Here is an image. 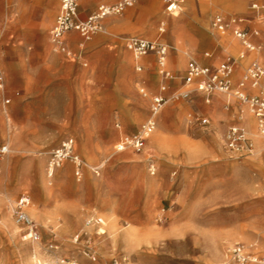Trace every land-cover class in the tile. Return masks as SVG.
I'll use <instances>...</instances> for the list:
<instances>
[{"label":"rangeland","instance_id":"374dc122","mask_svg":"<svg viewBox=\"0 0 264 264\" xmlns=\"http://www.w3.org/2000/svg\"><path fill=\"white\" fill-rule=\"evenodd\" d=\"M36 1L6 0L0 9V68L22 80L8 91L0 73V141L10 148L0 160V264H238L229 252L236 243L264 256V162L252 161L253 154L236 157L225 148L235 122L221 115L229 107L218 93L211 101L214 110L195 93L191 100L173 98L191 88L183 85L182 69H176L179 58L184 63L200 59L208 50L219 63L243 50L232 35L236 49L221 50L217 41L226 38L216 39L211 16L220 12L253 23L249 5L264 0H182L177 14H168L163 0H136L122 13L104 17L82 49L73 32L66 51L44 48L41 38L45 33L51 43L56 11L38 30L32 16ZM114 1L78 0V16L85 19L99 3ZM256 19L258 55L249 56L264 65V12ZM111 21L119 24L109 27ZM160 22L166 24L161 34ZM35 32L39 39L32 46ZM133 35H160L175 86L168 87L169 100L160 112L168 123L158 124L142 151L123 153L114 148L119 126L135 133L147 116L148 97L161 84L154 69L135 71L125 48ZM140 80L147 97L138 92ZM230 104L236 112L245 109L232 97ZM193 113L207 116L209 123L201 124ZM244 132L255 152V136ZM68 138L84 165L81 176L66 159L48 178L49 157ZM21 195L30 198L28 213L39 241L27 239L15 222L11 209ZM90 216L104 223L85 225ZM126 231L132 238L128 245L122 240ZM88 250L95 260L84 254Z\"/></svg>","mask_w":264,"mask_h":264},{"label":"built area","instance_id":"2783aa9c","mask_svg":"<svg viewBox=\"0 0 264 264\" xmlns=\"http://www.w3.org/2000/svg\"><path fill=\"white\" fill-rule=\"evenodd\" d=\"M136 0H118L110 4L98 5L95 12L81 19L78 16V0H60L59 10L55 22L50 30V40L61 51H66L63 36L69 31H76L85 40L101 29L100 21L110 15L122 13L127 7L133 6ZM165 10L168 14H176L181 10L182 0H163ZM249 8L255 14V19L259 13L264 12V2H252ZM246 17L238 15H225L215 13L210 20L211 29L221 35L231 34L238 40L243 50L238 58H243L248 53H255L258 49L257 42L254 39L259 35L257 29H249ZM159 33L164 31V25L158 28ZM125 48L138 61L147 54H153L156 59V67L161 77V84L155 94L152 95L149 114L146 120L140 125L139 129L132 134H124L119 137L114 145L116 151H125L131 149L135 152L142 151L150 135L157 127L158 116L163 106L168 102L169 97L166 93L168 89L167 81L174 78L173 73L167 67L168 46L158 39H146L137 36H130L125 40ZM205 58L212 57L210 52H204ZM238 58L227 56L225 59L215 64H208L189 57L185 66L184 73L181 76L183 85L191 88L182 91L173 98L182 97L190 99L192 94L203 96L205 103H209L215 93H221L228 98L232 97L236 101L245 104L255 119L256 127L261 135H264V65L256 58L252 57L243 69L239 79L234 84L233 75L238 65ZM136 70L141 71V64L136 65ZM140 93L146 95L144 88H140ZM192 118L201 124H208L207 116H196ZM225 148L234 156L241 157L252 153L253 144L246 136L244 130L238 125H231L226 133ZM9 145L0 141V160L9 153ZM69 159L74 164V173L77 177L81 176L84 165L81 158L73 151V139L68 138L55 148L47 162L46 173L48 178H52L56 168L63 160ZM151 173H154V164L150 163ZM1 172V166H0ZM95 172H97L95 170ZM30 198L27 195L18 197L12 205V213L15 222L23 230L24 236L30 241H39L40 234L33 219L28 213ZM103 219L100 216H90L85 220V225H102ZM85 234L84 232H82ZM81 234V233H80ZM79 239V234L74 236V242ZM230 257L238 264L258 263L264 264V256L257 257L249 252L245 245L236 243L229 250ZM91 260H95V254L91 251H85ZM114 264H119L115 261Z\"/></svg>","mask_w":264,"mask_h":264},{"label":"crops","instance_id":"0c3cea01","mask_svg":"<svg viewBox=\"0 0 264 264\" xmlns=\"http://www.w3.org/2000/svg\"><path fill=\"white\" fill-rule=\"evenodd\" d=\"M116 1H118V0H116ZM116 1H114V2H116ZM5 2H6V0H0V9H2L3 7H4V5H5ZM37 3H33L32 4V16L34 17V18H36V23L38 24V30H42V27H43V25H42V23H44V25L45 24H48L49 22H50V19H51V17H50V14H52V13H54L55 11H56V14H55V18H56V15H57V13H58V10H59V4H60V0H59V4H58V7H57V3H56V1L55 0H37L36 1ZM114 2H101V3H99L98 5H100V4H110V3H114ZM98 5L96 6V9H97V7H98ZM78 9H79V6H78ZM95 9V10H96ZM79 11V10H78ZM93 12H95V11H93ZM92 12V13H93ZM92 13H90V14H92ZM89 14V15H90ZM177 14V13H176ZM215 14V13H214ZM213 14V15H214ZM229 14V13H228ZM88 15V16H89ZM212 15V16H213ZM212 16H211V18H212ZM250 17H252V18H254L255 17V14L254 13H252L251 15H250ZM44 20V21H43ZM211 20V19H210ZM258 21L259 20H257V19H255V22H253V23H251V20H249V22L247 23V27L249 28V29H257L258 30V27H257V24H258ZM54 22H55V20H54ZM112 22H117V24H119V22L118 21H111L109 24H108V26L110 27V25H111V23ZM160 25H164V30H165V26H166V24L165 23H162V22H160ZM46 26V25H45ZM44 26V27H45ZM160 27V26H159ZM158 27V28H159ZM45 30V29H44ZM159 31V30H158ZM259 31V30H258ZM73 32H76V31H69V32H67V33H65L64 34V37H63V41H64V44H65V47L66 48H69V47H71V45H72V43H73V41H74V36H73ZM164 32V31H163ZM162 33V32H161ZM161 33H159V34H161ZM79 34V33H78ZM38 35H39V33H37V32H35V33H32V35H31V41H32V46H36V41L39 39L38 38ZM67 35L69 36V37H67ZM225 35V37H226V40L223 42V43H220V42H218L217 41V44L218 45H220V47H221V50L223 51V52H232V51H234L235 49H236V44H235V41H234V39L230 36L231 34H224ZM79 36H80V34H79ZM133 36H137V35H133ZM160 36V35H159ZM159 36L157 37V38H148V37H143V36H137V37H142V38H146V39H158V40H160V38H159ZM39 37H42V36H39ZM69 38V39H68ZM41 39H43V41H42V43H43V46H44V48L45 49H50V47H53V44L52 43H50L49 41H48V38H47V35L44 33L43 34V37L41 38ZM88 40H85L83 37H81L80 36V39L79 40H77L76 41V45H77V47L79 48V49H82L84 46H85V44H86V42H87ZM161 41V40H160ZM236 41H237V43H238V45H240V43L238 42V40L236 39ZM254 41L256 42V38L254 39ZM163 42V41H162ZM165 43V42H164ZM241 46V45H240ZM242 47V46H241ZM243 48V47H242ZM208 51V50H207ZM207 51H204V52H207ZM242 51V50H241ZM240 51V52H241ZM204 52H203V54H204ZM208 52H210L211 54H212V57H213V53L211 52V51H208ZM239 52V53H240ZM239 53H238V55H237V57L236 58H238L239 57ZM203 54H202V57L200 58V59H197L198 61H201V62H203V63H208V64H217V63H214L213 62V59H212V57H210V58H205L204 56H203ZM251 53H248L246 56H244L243 58H244V62H243V64H240V61L243 59H238V65H237V67H236V69L235 70H240V73H239V76H238V78L237 79H234V77H233V81H234V84L237 82V80L239 79V77H240V75H241V73H242V71H243V69L245 68V66L247 65V63L249 62V60L252 58V57H250L249 55H250ZM123 56V60H125V58H124V54L122 55ZM131 56H132V54H131ZM168 57H169V51H168ZM132 60H133V63H134V69H135V71H137L136 70V65L139 63V64H141V66H142V70L141 71H137V72H148V71H151V70H155V74H156V76L158 77V78H160V80H161V77H160V75H159V72H158V70H157V67H156V59H155V56L153 55V54H147V55H145V56H143L141 59H139L138 61H136L135 59H134V57L132 56ZM187 61H188V59L186 60V62L184 63V65H183V68H182V74L184 73V70H185V66H186V63H187ZM84 64V66L87 64V62H84L83 63ZM177 65V64H176ZM167 67H168V69L169 70H171V72L173 73V70L169 67V63H168V59H167ZM176 69H178L177 68V66H176ZM0 73L1 74H3V75H5L4 77H5V79L8 81V84L10 85V88L8 87V91H13V90H16V89H18L21 85H22V80H21V78H19L17 75H16V73L14 72V71H11V72H8V71H6V70H2L1 68H0ZM0 74V75H1ZM2 78H3V76H2ZM140 87L138 88V92L140 93V88L142 87V88H144V91L146 92V95H142L141 93V96H143V97H147L148 95H147V90H146V87H145V85H144V81H142V80H140ZM167 85H168V87H170V85H172V86H175V82L174 81H172V80H169V81H167ZM159 88V87H158ZM158 88L155 90V92L154 93H152L148 98H149V102H148V107H147V109H148V113H147V116H146V118L148 117V114H149V106H150V101H151V97H152V95L153 94H155L156 92H157V90H158ZM168 90V89H167ZM198 95V94H197ZM200 98H201V100L202 101H204V98H203V96H201V95H198ZM218 96H220L224 101H223V105L224 104H226L229 108V110L227 109V111H220V113H221V115L222 116H224L225 118H229L231 121H233V123H234V125H238L239 127H241L243 130L244 129H253V127L254 126H256V122H255V119H254V117L252 116V114L250 113V111L249 110H247L244 106V108L245 109H243V110H245L246 112H248L249 114H250V119H249V117H245V120H243V122L241 123L242 125H243V127H242V125L240 124V121H235V117H230V115L232 114V113H237V114H239V113H242L243 111H240V112H236V111H234L233 110V105L232 104H230V101H227L226 99H225V96L224 95H222V94H218ZM213 98H214V95L212 96V99H211V101L213 100ZM213 103V102H212ZM211 102L210 103H205V101H204V104L205 105H210V104H212ZM214 104V108H213V110L215 109V107H216V103H213ZM212 104V105H213ZM205 105H203L202 106V108L204 109V110H206L205 109ZM166 112L167 113H169V110H166ZM161 114V113H160ZM160 114H159V116H158V121H157V126H158V124L159 123H161L160 124V126H162V124L164 123V124H166V123H168L167 121H165V117H164V114H163V116H162V120H161V117H160ZM131 116V115H130ZM146 118H145V120H146ZM131 120H133V118H132V116H131ZM144 120V121H145ZM143 121V122H144ZM142 122V123H143ZM170 122H171V120H170ZM170 122H169V124L167 125V126H169L170 125ZM141 123V124H142ZM140 124V125H141ZM163 124V125H164ZM167 126L165 127V126H163V128L165 129V128H167ZM119 136H118V138H117V140L119 139V137L121 136V135H124V134H132V133H128L127 131H125L124 129H122L120 126H119ZM117 140H116V142H117ZM149 141V140H148ZM2 142H4V141H2ZM115 142V143H116ZM127 150H131V149H127ZM131 151H133V150H131ZM133 152H135V151H133ZM123 153H126V150H125V152H123ZM160 153H158L157 152V155H159Z\"/></svg>","mask_w":264,"mask_h":264},{"label":"bare ground","instance_id":"6f19581e","mask_svg":"<svg viewBox=\"0 0 264 264\" xmlns=\"http://www.w3.org/2000/svg\"><path fill=\"white\" fill-rule=\"evenodd\" d=\"M114 24V23H113ZM115 26V25H114ZM215 36H216V39H224V38H226L225 37V35H221V34H214ZM64 37V36H63ZM52 43V42H51ZM53 44V43H52ZM54 45V44H53ZM54 49H57V47L54 45ZM185 54H186V52H184ZM256 54V57H257V53H255ZM238 59H242V58H238ZM183 64H184V59L183 58H179V61H178V64H177V67H178V69H182V67H183ZM218 94H221V93H218ZM222 95H224V94H222ZM225 96V99L227 100V101H230V98H228L226 95H224ZM211 102V101H210ZM209 102V103H210ZM244 107L247 109V110H249L245 105H244ZM250 111V110H249ZM137 113V112H136ZM251 113V112H250ZM252 114V113H251ZM249 117V119H250V114L248 113V112H246L245 110H243V112L242 113H239V114H237V113H232L231 114V116L230 117H235V121H240V124L243 122V120H245V117ZM242 125V124H241ZM242 127H243V125H242ZM248 133H250L251 135H254L255 136V138H256V142H257V146H256V151L255 152H253V150H252V152L253 153H251V154H253V157L251 158L252 159V161H255V160H258V161H261V162H264V135H261L260 133H258L256 130H255V128H253V129H245ZM257 161V162H258ZM250 163V162H249ZM248 166V162L246 163V164H244V166H242V168H245V167H247ZM7 216V215H6ZM7 218L8 219H10L8 216H7ZM6 218V219H7ZM8 222H9V220H8ZM10 223H12V222H10ZM122 240H123V242L126 244V245H128V244H130V242H131V240H132V238H131V234H130V232H128V231H126L125 232V234L122 236ZM36 245V244H35ZM42 261H40V262H38L39 264L41 263ZM43 263V262H42ZM72 264H74V263H72Z\"/></svg>","mask_w":264,"mask_h":264}]
</instances>
